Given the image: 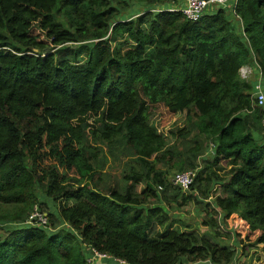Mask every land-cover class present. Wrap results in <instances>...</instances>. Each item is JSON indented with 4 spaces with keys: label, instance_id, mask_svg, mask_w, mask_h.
Instances as JSON below:
<instances>
[{
    "label": "trees",
    "instance_id": "1",
    "mask_svg": "<svg viewBox=\"0 0 264 264\" xmlns=\"http://www.w3.org/2000/svg\"><path fill=\"white\" fill-rule=\"evenodd\" d=\"M172 1L0 0V264L264 263V108L240 73L264 86V0L196 22ZM190 204L215 239L170 214Z\"/></svg>",
    "mask_w": 264,
    "mask_h": 264
},
{
    "label": "built area",
    "instance_id": "2",
    "mask_svg": "<svg viewBox=\"0 0 264 264\" xmlns=\"http://www.w3.org/2000/svg\"><path fill=\"white\" fill-rule=\"evenodd\" d=\"M179 6H172L168 10L172 12H181L189 21H199L205 14L217 8L227 9L230 6L236 5L237 0H181ZM242 78L248 79L252 74L257 75V84L255 86V98L259 107L264 108V86L261 82L260 69L253 66H245L240 71ZM264 128V120H263ZM197 170H189L185 172H177L173 175V183L179 186L184 192L189 190L190 186L193 184L196 177ZM28 223L33 225L47 226L49 221L46 214L41 212L38 208L34 210L31 214ZM107 256L94 253L93 259L89 260L88 264H98L101 259H105ZM98 259V262L95 260ZM116 260V259H115ZM120 264H126L125 261L116 260Z\"/></svg>",
    "mask_w": 264,
    "mask_h": 264
},
{
    "label": "rangeland",
    "instance_id": "3",
    "mask_svg": "<svg viewBox=\"0 0 264 264\" xmlns=\"http://www.w3.org/2000/svg\"><path fill=\"white\" fill-rule=\"evenodd\" d=\"M172 2V5H176V6H179L181 4V0H173ZM146 7L145 6H138L136 5L133 9V13L131 15L133 16H136L138 14H140V12L144 11ZM185 119V114H181L179 116H177V124L178 126L182 125L183 124V121ZM151 123L152 125H154L158 131L160 133H168V130L170 128H172L171 125L167 126L166 128H162L160 126V119L158 117L157 114H153L152 118H151ZM175 125V126H176ZM118 167V166H117ZM228 165L226 163H223L221 165H219L217 167V170L218 172L221 174V175H226L228 173ZM176 172L173 173V175L175 174ZM172 175V176H173ZM170 214L172 216H176V217H179L181 218L185 223L188 224L189 227H193L195 229H198L200 232H203V233H206V234H209L210 237H213V235H211V232L206 230V227H204L203 225L199 226V224L201 223V220H202V212L198 211V206H195L194 204H190L188 206H184L182 208V210L180 211H172L170 212ZM239 216L237 214L231 216L228 220H225V222L222 223V228L220 233L222 234H226L228 232H233L236 228L239 227L240 225V220H239ZM185 223H183L184 225H186ZM181 224V223H179ZM184 225H182V227H184ZM6 225H0V227H3L1 228L2 230H0L1 232H4L5 229L7 227H5ZM215 239V237H213ZM220 241L226 245H230V246H235L237 245L238 246V249H239V244L237 241L235 240H229V239H226V237L223 235L221 238H220ZM258 258L261 259V248H256V249H253V250H250L249 251V254L246 256V258H243L241 259V261L245 262V261H251L252 264H264L262 262H260V260H258ZM235 264H237V261L235 262Z\"/></svg>",
    "mask_w": 264,
    "mask_h": 264
},
{
    "label": "crops",
    "instance_id": "4",
    "mask_svg": "<svg viewBox=\"0 0 264 264\" xmlns=\"http://www.w3.org/2000/svg\"><path fill=\"white\" fill-rule=\"evenodd\" d=\"M175 6V5H174Z\"/></svg>",
    "mask_w": 264,
    "mask_h": 264
}]
</instances>
